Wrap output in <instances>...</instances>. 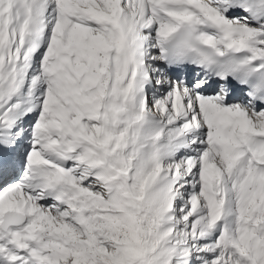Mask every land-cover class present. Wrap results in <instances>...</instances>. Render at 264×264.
<instances>
[{"label":"snow or ice","instance_id":"snow-or-ice-1","mask_svg":"<svg viewBox=\"0 0 264 264\" xmlns=\"http://www.w3.org/2000/svg\"><path fill=\"white\" fill-rule=\"evenodd\" d=\"M0 264H264V0H0Z\"/></svg>","mask_w":264,"mask_h":264}]
</instances>
